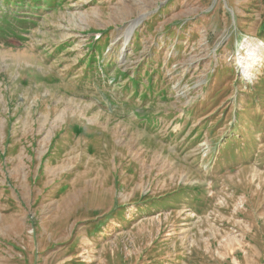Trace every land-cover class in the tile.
Instances as JSON below:
<instances>
[{"label":"rangeland","instance_id":"rangeland-1","mask_svg":"<svg viewBox=\"0 0 264 264\" xmlns=\"http://www.w3.org/2000/svg\"><path fill=\"white\" fill-rule=\"evenodd\" d=\"M0 264H264V0H0Z\"/></svg>","mask_w":264,"mask_h":264},{"label":"bare ground","instance_id":"bare-ground-1","mask_svg":"<svg viewBox=\"0 0 264 264\" xmlns=\"http://www.w3.org/2000/svg\"><path fill=\"white\" fill-rule=\"evenodd\" d=\"M134 26H135V23H132L129 27L126 28L125 32L121 36L123 39H125V44L126 45H127V43L129 42V40L132 37L131 35H132V31L134 30ZM252 55H254V54H252Z\"/></svg>","mask_w":264,"mask_h":264}]
</instances>
